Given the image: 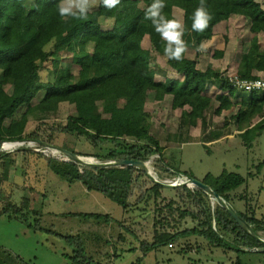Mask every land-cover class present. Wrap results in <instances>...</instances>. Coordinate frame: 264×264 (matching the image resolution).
Instances as JSON below:
<instances>
[{
  "label": "trees",
  "instance_id": "obj_1",
  "mask_svg": "<svg viewBox=\"0 0 264 264\" xmlns=\"http://www.w3.org/2000/svg\"><path fill=\"white\" fill-rule=\"evenodd\" d=\"M151 2L121 0V4L111 11L98 3L86 19H75L60 17L59 0H0V143L25 139L31 118L40 119L42 114L55 112L59 104L68 103L74 106L75 112L60 127L62 132L88 139L94 145L104 139H134L135 143L127 145L119 154L111 153L108 158L148 162L154 154L162 151L159 142L149 135L150 115L146 110V98L153 93L157 101L170 95L175 109L189 106L191 125H195L198 119L204 124L206 114L214 104H218L214 114H220L231 109L234 99L238 101L240 98L242 109L235 123L241 131L248 128L242 137L251 145L264 128V118L254 125L252 122L263 115L264 93L239 97L220 70L213 66L202 70L198 67V60L185 53L179 62L168 58L169 66L181 78H170L159 70L165 78V82H161L152 75L154 58L151 51L143 47V41L148 38L156 52L164 50V41L151 22L144 19V9ZM165 3L164 13L169 18H174L175 8L184 11L183 38L187 49L197 51L204 42L213 39L217 25L235 16L243 17L250 37L240 55L237 74L252 79L256 72L264 73V6L259 0H207L213 18L203 32L192 30V16L199 0H165ZM139 4H142L141 8H137ZM103 19L111 21L108 29L101 28L99 22ZM49 45L51 49L47 50ZM223 55L222 50L214 54L218 58ZM47 62L54 78L42 82L40 70ZM73 66L79 68L77 75L73 74ZM209 85L220 90L214 94V99L208 95ZM38 94L41 98L34 103ZM106 128L110 130L108 136L104 135ZM61 159L62 162L48 159L52 171L68 180L80 181L88 191L104 194L123 210L153 198L155 234L152 242L141 243L144 254L171 244L174 246L185 238L198 237L210 245L237 253L238 260L240 254L250 252L264 255L263 251H252L264 249V245L242 229L220 205L216 203L214 207L211 197L199 188L167 189L152 182L145 171L132 167L93 169L76 166L63 156ZM154 169L176 177L172 175L176 170L163 164L161 158L156 160ZM184 174L191 176L187 172ZM155 177L160 178L159 175ZM202 182L232 207L230 194L247 180L240 174L224 172L216 178L208 175ZM171 193L173 195L169 196ZM1 202L4 205L0 216L27 221V199H22L19 207L4 195L0 197ZM234 211L252 226L257 235L264 232V218H256L255 212L249 216ZM80 215L89 221L109 222L112 219L109 215L97 213ZM188 220L193 227H185ZM66 239L76 246L75 256L71 257L73 264H94L87 258L79 236ZM0 264L25 262L0 246ZM237 264H241L240 261Z\"/></svg>",
  "mask_w": 264,
  "mask_h": 264
},
{
  "label": "rangeland",
  "instance_id": "obj_2",
  "mask_svg": "<svg viewBox=\"0 0 264 264\" xmlns=\"http://www.w3.org/2000/svg\"><path fill=\"white\" fill-rule=\"evenodd\" d=\"M259 1L264 6V0ZM98 3L99 0L97 5ZM141 7L142 4L137 6ZM173 16L183 23L182 9L175 8ZM99 23L104 30L111 26L110 20L103 19ZM247 26L243 17H233L215 27V37L203 43L206 51L189 48L185 54L196 58L198 67L202 70L214 65L224 76L237 73L239 52L242 50L240 44H246L250 37L249 30L246 33ZM143 47L152 53V75L157 81L165 82L164 75L159 73V70L170 78H181V75L169 66L164 50L154 51L148 38L143 41ZM50 49L51 45L47 47V50ZM220 50L224 53L223 57L214 56L215 52ZM72 70L74 75L79 72L76 66H73ZM53 78L52 68L47 62L40 70V81L48 82ZM218 92L219 89L215 85L208 86V95L213 99L214 94ZM261 94L257 92V95ZM237 95L250 96L240 91H237ZM40 96L41 94H38L33 102L37 103ZM234 101L231 109L220 114H214L218 105L214 104L207 112L204 124L198 119L195 125H191L188 120L191 110L189 106L175 109L170 95L157 101L154 94L149 93L146 98V110L150 115L149 135L159 142L162 151L149 159L148 170L154 176L159 175V180L174 181L176 177H169L166 173L154 169L156 160L161 158L163 164L177 172H187L200 181L208 175L219 177L224 172L240 174L247 182L230 194V204L235 210L249 216L255 212L256 218L263 219L264 128L258 137H254L252 144L248 145L242 137L248 128L241 131L235 123L242 103L240 98ZM74 112L73 105L61 103L55 112L42 114L40 119L31 118L25 132L26 139H40L81 156L92 157L97 162L114 160L108 158L111 153L119 154L127 145L136 142L131 138L118 137L104 139L94 145L88 139L62 132L60 127L67 123ZM252 122L254 125V120ZM104 135H110L109 128L105 129ZM51 155L50 152H25L23 158H20L21 154L18 157L17 166L20 170L17 169V174L27 175L29 190L24 194L27 198L19 197L21 192H16L14 200L20 204L24 198L29 201L27 221L1 215L0 246L21 258L25 264H73L71 257L75 256L76 246L69 244L66 238L79 236L84 243L87 258L92 259L94 264H141L144 254L141 243L152 242L155 234L156 214L153 198L149 197L142 204L123 210L104 194L88 191L80 181L68 180L52 171L48 164ZM0 167L3 171L4 166ZM3 177L4 175H1L0 179ZM171 195L173 194H169ZM212 203L214 207L217 206L214 200ZM3 205L1 202L0 210ZM85 213L109 215L112 219L109 222L89 221L80 215ZM193 226L190 220L185 224V227ZM259 235L264 240V232ZM155 256L159 259V264L163 263L161 260L169 257L180 264H237L239 261L241 264H264V255L260 253L240 254L238 260L237 253L210 245L198 237L182 239L172 247L164 246L157 253L146 257L145 263L142 264H156Z\"/></svg>",
  "mask_w": 264,
  "mask_h": 264
},
{
  "label": "clouds",
  "instance_id": "obj_3",
  "mask_svg": "<svg viewBox=\"0 0 264 264\" xmlns=\"http://www.w3.org/2000/svg\"><path fill=\"white\" fill-rule=\"evenodd\" d=\"M104 8L111 11L121 4V0H99ZM97 6V0H59L58 13L62 18L72 17L86 19L89 11ZM167 7L165 0H152L144 9V19L151 22L155 32L164 41V54L170 59L181 61L187 51V42L184 40V25L180 19L169 18L164 9ZM212 14L209 11L207 0H199V4L192 16V30L203 32L207 29ZM198 51H206L203 45ZM236 86L251 91L252 88L264 89V80L254 82L236 81Z\"/></svg>",
  "mask_w": 264,
  "mask_h": 264
},
{
  "label": "water",
  "instance_id": "obj_4",
  "mask_svg": "<svg viewBox=\"0 0 264 264\" xmlns=\"http://www.w3.org/2000/svg\"><path fill=\"white\" fill-rule=\"evenodd\" d=\"M31 143H36L37 145L32 146ZM7 146H14L13 149L9 152H16V151H28V152H36L45 154L46 152H50L52 158L57 159L62 162L61 157L66 156L74 161V165L76 166H83L93 169H112V168H124V167H132L135 169H139L145 171L148 168V162L144 161H136V160H121L117 159L110 162L105 163H98L92 157L81 156L80 154L65 149L61 146L46 143L40 139H22L17 141H7L4 140L0 143V150ZM174 176L186 180L183 186H187L191 189L199 188L203 190L208 196L211 197L218 205H220L224 210H226L229 215L240 225L242 229L248 232L254 239L264 245V240L257 235L252 226L239 214H237L233 208L229 205L227 201H225L215 190H213L209 185L205 184L204 182L191 177L187 176L184 173L176 172L173 173ZM147 176L149 179L157 185H160L167 189H176L177 187L174 185L166 184L160 181H157L151 178L148 174ZM252 251H263L264 249H252Z\"/></svg>",
  "mask_w": 264,
  "mask_h": 264
},
{
  "label": "crops",
  "instance_id": "obj_5",
  "mask_svg": "<svg viewBox=\"0 0 264 264\" xmlns=\"http://www.w3.org/2000/svg\"><path fill=\"white\" fill-rule=\"evenodd\" d=\"M237 17V16H235ZM223 23V22H222ZM220 23V24H222ZM219 24V25H220ZM246 29V33L248 32L249 28L248 26L245 27ZM250 35V33H249ZM215 37V36H214ZM213 37V38H214ZM211 41V40H210ZM263 41V40H262ZM208 42V41H207ZM205 43V42H204ZM243 43V42H242ZM240 44L241 45V49L240 50V54H239V58H240V55L244 52L245 48H246V44ZM203 45V44H202ZM239 63V62H238ZM238 65V64H237ZM209 66H213L215 68L214 65H209ZM256 76H260V77H264V73L262 72H256L255 73ZM162 82V81H161ZM220 93V90L219 92ZM262 118H264V113L262 116L260 117H256L254 119V124L258 123ZM222 137V136H220ZM26 139V138H25ZM12 149L10 150H7V149H2V151L0 153H2V156H0V166H4V169L3 171L0 170V174L1 175H4V177L2 179H0V197L2 195H4L5 197L9 198L11 201H13L15 198H16V195L21 192V194H19V197H26L24 194H25V191L29 190V187H27V175H22L23 173L21 174H17V169H18V166H17V160H18V157L20 156L21 154V157L20 158H23L22 155L25 153V152H28V151H16V152H9L11 151ZM1 169V167H0ZM20 170V169H18ZM0 175V176H1ZM37 183L39 184L40 181L39 179L36 180ZM27 188V189H25ZM17 192V194H16ZM22 194L24 196H22ZM27 198V197H26ZM29 198V197H28ZM13 199V200H12ZM15 202V200H14ZM13 204L16 205L17 207L20 206V203L19 202H15ZM239 211V210H238ZM241 212V211H239ZM138 251V250H137ZM158 251H152V252H149V253H146V254H143V262L142 263H145V260H146V257H149L151 255V253H157ZM156 258V264H159V259H157V256H155ZM163 261L162 264H180L178 261H175L174 258L172 257H169L168 259H163L161 260ZM167 261V262H165ZM181 261V259H180ZM141 263V264H142Z\"/></svg>",
  "mask_w": 264,
  "mask_h": 264
},
{
  "label": "built area",
  "instance_id": "obj_6",
  "mask_svg": "<svg viewBox=\"0 0 264 264\" xmlns=\"http://www.w3.org/2000/svg\"><path fill=\"white\" fill-rule=\"evenodd\" d=\"M257 79H262L264 80V77H260V76H256L252 79H244V78H241L237 73H233V74H230L229 76H227V80L229 82V84L237 91H240L242 93H247V94H257V92H260V93H264V89H257V88H252L251 91H248L247 89L245 88H241V87H238L236 86V81H248L249 83L251 82H254L256 81ZM170 247H172L173 245H169Z\"/></svg>",
  "mask_w": 264,
  "mask_h": 264
},
{
  "label": "bare ground",
  "instance_id": "obj_7",
  "mask_svg": "<svg viewBox=\"0 0 264 264\" xmlns=\"http://www.w3.org/2000/svg\"><path fill=\"white\" fill-rule=\"evenodd\" d=\"M14 146H7V147H4L3 149H7V150H10V149H13ZM2 151V149L0 150V152ZM64 157V156H63ZM66 159L72 161L74 163V161L68 157L65 156ZM105 162H110V161H105ZM105 162H98V163H105ZM145 172L153 179L157 180V181H160V182H163V183H166V184H170V185H174L176 186L177 188L178 187H181L183 186V184L186 182V180H183V179H180L178 177H176L174 179V181H163V180H158L153 174L151 171L148 170V168L145 169Z\"/></svg>",
  "mask_w": 264,
  "mask_h": 264
}]
</instances>
